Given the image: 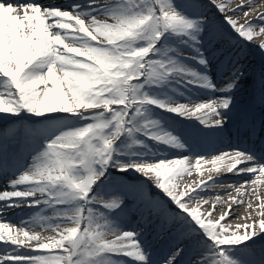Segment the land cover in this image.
Masks as SVG:
<instances>
[{
	"label": "snow or ice",
	"instance_id": "obj_1",
	"mask_svg": "<svg viewBox=\"0 0 264 264\" xmlns=\"http://www.w3.org/2000/svg\"><path fill=\"white\" fill-rule=\"evenodd\" d=\"M262 4L0 0V264H264Z\"/></svg>",
	"mask_w": 264,
	"mask_h": 264
},
{
	"label": "bare ground",
	"instance_id": "obj_2",
	"mask_svg": "<svg viewBox=\"0 0 264 264\" xmlns=\"http://www.w3.org/2000/svg\"><path fill=\"white\" fill-rule=\"evenodd\" d=\"M68 2H71V1H61V0H55V3H58V4H66ZM245 2H247V0H245ZM258 11H264V4L260 5L257 9ZM248 51H255V50H248ZM255 54V53H254ZM247 55V54H246ZM241 60V63L244 64L245 66V69H246V72L249 76H251L253 73H256L258 74L260 69H261V66L257 69L256 68V62H255V56H247ZM247 81H245L244 83V86L242 87L240 93H239V97L241 100H244L247 98V92H248V89H247ZM232 140V143H236V139H235V135H234V132H233V136L231 138ZM229 137L227 135H225L224 137V140L223 142H220V141H215V142H209L207 144H205L203 146V149L204 151H214L216 149H227L229 147ZM133 179L132 181H134L135 177L134 175L132 174H129V176H125L124 179ZM198 177L193 174V177L189 178V179H197ZM221 179L225 180L226 182H231L232 180H235L237 179L236 177H233L231 175H228V176H225V177H221ZM6 181H5V178L0 176V184H4ZM28 209L27 208H17L15 209L14 212H9L7 213V216H8V219L15 225V226H19V220H20V217L21 216H26L27 213H28ZM245 211L244 208H239L237 210V215L239 214H242L243 212ZM131 219V218H130ZM139 222V218H137V220L133 221V223H138ZM233 224L235 223H243L244 221L243 220H233L231 221ZM166 236L163 241H162V244H159V246H157L160 238L162 236ZM146 236L148 238V240L152 243L153 245V248H154V252H155V255L158 254V256H156L157 258H159V256L161 257L166 251H167V248H168V233L167 232H164L163 234H158L157 232V229L155 227V225H151L149 226L147 229H146ZM257 240H258V244H257V247H261V246H264V240L263 242L259 239V237H257ZM129 264H132V261L129 260Z\"/></svg>",
	"mask_w": 264,
	"mask_h": 264
},
{
	"label": "rangeland",
	"instance_id": "obj_3",
	"mask_svg": "<svg viewBox=\"0 0 264 264\" xmlns=\"http://www.w3.org/2000/svg\"><path fill=\"white\" fill-rule=\"evenodd\" d=\"M61 1H71V0H61ZM254 53H255V54H254ZM246 54H247L246 57H247V56H255V57H256V58H255V62H256V68H257V69L262 65V63H264V58L261 57L259 51H247ZM256 111H257L256 113H259V109H257ZM259 116H260V115H256V119H257V121L259 120ZM5 119H6V117H5ZM4 123H5L4 120H0V127L4 126ZM233 131H234V130H233ZM129 179H130V180H133V179H131V178H129ZM165 237H166L165 235L162 236V237L160 238V240L163 241V239H164ZM261 241L263 242V240H261ZM157 246H159V243L157 244ZM257 249L259 250V247H257ZM156 256H158V254H157ZM159 258H160V256H159Z\"/></svg>",
	"mask_w": 264,
	"mask_h": 264
}]
</instances>
